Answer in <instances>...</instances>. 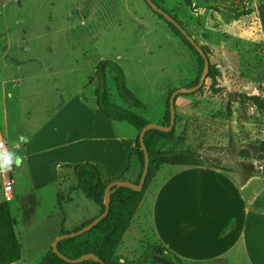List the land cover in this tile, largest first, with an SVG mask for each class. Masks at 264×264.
<instances>
[{
    "label": "rangeland",
    "instance_id": "374dc122",
    "mask_svg": "<svg viewBox=\"0 0 264 264\" xmlns=\"http://www.w3.org/2000/svg\"><path fill=\"white\" fill-rule=\"evenodd\" d=\"M52 1L48 7L42 0H0V128L10 141L17 140L14 130H22L31 137L29 154L22 162L21 181L26 195L22 199L17 196L4 199L0 193V203L6 205L10 217L17 219L11 229L19 245V255L21 246L20 264L37 263V253L58 228L61 218L58 202L62 209L60 224L65 228L62 232L77 226L70 223L99 211V207L76 188L71 169L62 164L79 163L78 155L82 151L60 149L54 143L58 135L52 133L53 112L58 100L54 98L51 72L46 70L45 73L42 63L54 64L67 57L65 49L68 47L86 51L78 59L84 67L88 59L97 56L119 60L125 66L126 88L143 104L130 110L146 122L161 125H166L164 111L168 93L178 87L191 86L202 67V61L186 39L155 14L144 0H126V13L133 11L136 18L108 23L109 32L97 40L84 30L76 34L67 32L64 38L53 33L59 27H66L68 22L53 15L47 18L54 2L61 4L59 0ZM153 1L180 22L196 44L203 47L208 61L201 86L193 93L175 96L174 134L160 140L157 149H191L205 166L229 173L238 183L248 171L264 176V152L256 150L258 141L264 140V0ZM246 9L249 13L240 15ZM47 31L52 33L39 35ZM28 46L30 49L25 51ZM131 51L137 52L138 61L130 70L124 59L132 55H129ZM14 57L23 59L22 68L18 67L21 60L17 62ZM97 65H92L89 79L96 85ZM108 73L107 67L102 68L109 100L126 108ZM18 79L22 80V85L11 98L10 91L16 89L13 81ZM250 94L260 97L263 108L245 99ZM112 121L111 130L137 133L127 122ZM133 147L134 143L125 173L121 177L119 173L104 177L101 172L103 183L127 178L135 181L139 164ZM13 149L18 153V148L13 146ZM59 164L62 165L57 166ZM118 166L120 164L105 163L104 174L116 172ZM57 172L61 178L58 202L54 192ZM166 173L165 166L161 165L146 185L115 251L118 263L158 264L151 258L159 249L155 246L148 214ZM143 252L148 259L143 258ZM175 262L187 264L176 259Z\"/></svg>",
    "mask_w": 264,
    "mask_h": 264
},
{
    "label": "crops",
    "instance_id": "0c3cea01",
    "mask_svg": "<svg viewBox=\"0 0 264 264\" xmlns=\"http://www.w3.org/2000/svg\"><path fill=\"white\" fill-rule=\"evenodd\" d=\"M42 1L48 7L53 3L52 0ZM59 1L61 4L54 2L56 4L52 12L47 13V18L53 15L54 18L61 17L68 22L66 27L52 31L59 34L60 38L68 36L67 32L76 34L84 30L97 40L109 32L108 23H122L126 19L133 21L136 18L133 11L126 13V0ZM79 22L80 25L82 22L81 26ZM50 32L39 35L44 36ZM45 45H42L44 51L47 49ZM29 49L30 46L24 48L25 51ZM65 51L68 52V56L57 63L41 65L45 73L46 70L51 72L53 94L55 100H58V106L53 112L52 133L58 135L56 139L53 138L54 143L60 149L74 148L82 151L78 155L79 163L98 164L104 177L115 176L126 166L136 134L135 131L124 134L111 130L112 120L96 105L94 95L96 84L93 81L89 82L92 65L97 63L99 65L101 61L109 59L97 56L88 59L84 67V63L78 61L86 52L83 48L78 50L68 47ZM133 52L129 53L132 54L129 58L124 59L128 62L130 70L138 61L137 52ZM14 58L17 62L21 60L18 67L22 68L25 64L22 62L23 59ZM113 62H117L116 64L121 68L126 83L127 74L124 64L119 60ZM85 68L88 69L87 72H82ZM108 72L110 77L109 69ZM13 82L16 89L10 91L11 98L22 85L21 79ZM14 134L17 140L8 141L12 143V148L15 146L19 149L16 154L23 158L22 162H25L30 151L31 137L28 138L22 130H14ZM105 163L107 165L115 163L120 166L115 170L116 172L104 174ZM62 164L65 166L78 163ZM163 165L167 173L164 182L155 192L148 214L156 244L187 264H264V176L255 174L245 177L238 183L229 173L204 166ZM23 170L24 165H14L11 172L13 188L11 199L16 196L22 199L26 195L23 193L21 181ZM127 179L131 180V178ZM60 180L58 175L54 187L55 195ZM72 180L76 184L74 175ZM0 193L2 194L1 190ZM68 199L69 197H66L67 201H71ZM59 211L61 218L58 228L51 240H48L37 253L38 259L50 247L52 239L64 228L60 224L62 211L60 209ZM97 214H90L70 224L79 225ZM11 217L17 220L12 215ZM119 246L120 244L116 250ZM22 257L20 246L19 258L12 264H20Z\"/></svg>",
    "mask_w": 264,
    "mask_h": 264
},
{
    "label": "trees",
    "instance_id": "16d2710c",
    "mask_svg": "<svg viewBox=\"0 0 264 264\" xmlns=\"http://www.w3.org/2000/svg\"><path fill=\"white\" fill-rule=\"evenodd\" d=\"M247 13H249V9H246L245 11H241L240 15ZM167 23L176 32L179 33V31L172 24H170L169 22ZM178 24H180V22H178ZM200 48L202 49L203 47L200 46ZM195 53L198 56L199 60L202 61V59L199 57L196 51ZM100 63H102V68L107 67L111 72V79L117 88V92L120 98L123 100V102L126 104L127 107L122 108L112 104L109 101L108 94L104 87V82L103 84H101L99 81L98 72H97L98 83L94 89L95 102L98 109L106 117L115 121L127 122L128 124L133 126L134 129L137 131L134 140V147H133L134 148L133 155L135 156L139 164V171L137 173L135 181L133 182V183H137L143 162L142 151L139 147L137 136L141 127L147 122L137 114L133 113L130 110V108H140L143 107V104L126 88L123 72L115 62L110 60H103ZM197 79L192 85H194L197 82ZM170 93H168L165 100L164 118L166 125L168 124V119H169L167 100ZM245 99L249 100L255 107L260 109L263 108V101L260 99L258 95L256 94L246 95ZM175 118L176 116L174 115V121H173L174 124L176 122ZM174 131H175V126L172 125L171 129L166 132L159 131L156 129H148L143 133V144L147 152L148 163H147V171L141 189L139 191H134L128 187L113 188V190L109 192V205H108L107 213L105 214L104 217H102L90 229L76 236L64 238L56 242V248L62 255L70 259H74L81 255L90 253L95 255L103 264H120L114 258L116 248L118 247V245L122 240V236L129 224L131 216L133 215L139 202L142 199L146 185L154 176V173L158 170V168L163 164H171V165H188V166L198 165V166H204L208 169H212L211 167L205 166L200 156L191 149L185 148V149L158 150L156 147L158 142L162 139L171 138L174 134ZM256 150L258 152H264V140L258 141ZM65 166L70 167L72 169L74 178L76 180V188L80 189L86 197L90 198L94 202V204H96L99 207V211H98L99 213L103 209V205H102L103 190L106 184L111 180H108L106 183L102 182L101 167L98 164L78 163V164L65 165ZM127 167H128V163L124 167V169L119 173L118 177H121V174L125 173ZM245 174H246L245 177L255 175L252 171H248ZM56 198L58 202V194H56ZM58 207L62 211L59 202H58ZM90 219L81 222L73 230H76L79 227L83 226ZM15 224H16V220L9 216V212L6 205L0 203V264H10L19 258V245L11 229L12 226ZM65 232L68 231L62 232L61 230V233H65ZM155 246L158 247L159 251H161L162 257L171 260L174 264H177L175 262V259L181 263V261L174 254L170 253L169 251H166L159 244H156ZM142 256L143 258L146 259L149 258V256L145 254V252H143ZM36 264H101V263L94 261L90 258L75 263L66 262L60 259L59 257H57V255L53 253L51 251V248L49 247L39 257ZM200 264H211V263H200Z\"/></svg>",
    "mask_w": 264,
    "mask_h": 264
},
{
    "label": "water",
    "instance_id": "95a60500",
    "mask_svg": "<svg viewBox=\"0 0 264 264\" xmlns=\"http://www.w3.org/2000/svg\"><path fill=\"white\" fill-rule=\"evenodd\" d=\"M144 1L155 13L160 15L164 20H166L170 24H172L179 31V33L187 40V42L194 48V50L197 52L199 57L202 59V68H201V71L199 73L197 82L194 85L175 88L169 94L168 100H167L168 101V112H169V119H168L167 125H161L158 123L147 122L139 130L137 140L139 143V147L142 151L143 162H142V169H141L137 183H133L131 181L123 180V179H115V180L109 181L103 190V200H102L103 209L97 215L92 217L87 223H85L83 226L79 227L78 229L71 230V231H68L65 233H60L59 235L55 236L52 239V241L50 243L51 251L53 253H55L57 255V257H59L60 259L66 261V262L75 263V262H80L84 259L90 258L94 261H97V262H100L101 264H103L95 255L90 254V253L81 255V256L74 258V259H70V258L62 255L57 250L56 242L61 240V239H64V238L76 236V235L90 229L102 217H104L105 214L107 213V210H108L109 192H111L113 190V188H115V187H128L134 191H139L141 189L143 182H144L145 174L147 171V163H148L147 152H146V149H145L144 144H143V133L148 129H156V130L164 131V132L169 131L171 129V127L173 125V121H174V97L177 94H186V93H191V92L196 91L201 86L202 81L206 75V71L208 69V61H207L205 54L203 53V50L200 48V46L198 44H196L194 39L190 35H188L186 30L180 24H178V22L174 18H172L166 11H164L163 9L158 7L152 0H144ZM97 72L99 74V81L101 84H103L104 79H103V74H102V64L101 63L98 65ZM151 258L159 264H174L171 260L162 257L161 251H158L156 255H151Z\"/></svg>",
    "mask_w": 264,
    "mask_h": 264
},
{
    "label": "clouds",
    "instance_id": "9594fccd",
    "mask_svg": "<svg viewBox=\"0 0 264 264\" xmlns=\"http://www.w3.org/2000/svg\"><path fill=\"white\" fill-rule=\"evenodd\" d=\"M22 157L17 155L15 151L8 150L0 143V176L6 175L13 169V166L22 164Z\"/></svg>",
    "mask_w": 264,
    "mask_h": 264
},
{
    "label": "built area",
    "instance_id": "2783aa9c",
    "mask_svg": "<svg viewBox=\"0 0 264 264\" xmlns=\"http://www.w3.org/2000/svg\"><path fill=\"white\" fill-rule=\"evenodd\" d=\"M0 143H2L6 149L14 151L13 148L11 147L12 143L7 140L1 128H0ZM12 170L8 172L6 175L0 176L1 192L4 199H10L12 198L13 195L12 177H11Z\"/></svg>",
    "mask_w": 264,
    "mask_h": 264
}]
</instances>
